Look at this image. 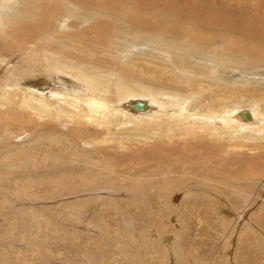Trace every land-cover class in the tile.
<instances>
[{
	"label": "rangeland",
	"instance_id": "374dc122",
	"mask_svg": "<svg viewBox=\"0 0 264 264\" xmlns=\"http://www.w3.org/2000/svg\"><path fill=\"white\" fill-rule=\"evenodd\" d=\"M209 1L231 37L204 21L210 38L191 45L172 6ZM48 4L0 0V46L16 49L0 58V264H264V0H159L164 15L143 19L159 33L128 34L116 17L111 46L87 36L113 15L66 18ZM30 25L43 29L28 41ZM39 62L46 73L30 72ZM70 63L93 102L149 101L156 119L106 118L78 92L82 102L56 95L85 84L74 70L49 78Z\"/></svg>",
	"mask_w": 264,
	"mask_h": 264
},
{
	"label": "bare ground",
	"instance_id": "6f19581e",
	"mask_svg": "<svg viewBox=\"0 0 264 264\" xmlns=\"http://www.w3.org/2000/svg\"><path fill=\"white\" fill-rule=\"evenodd\" d=\"M1 1H5L6 3H9V0H1ZM53 2V4H48L45 5L44 7V11H46V9H50V11L48 13H52V15L55 14H65L66 18L68 17H72L73 15H75L74 11L76 9V7H82L84 9H88L94 11L95 13L92 12V14H95V16H105V15H113V19L112 22L109 20H104L102 19H98L96 22L93 23L92 27L94 30V34L93 36L90 38L89 35L87 36L90 40H92L94 42V40H97V43L104 45V46H111L113 44V40L112 38L110 39V32L115 29V31H119L121 33V31L124 32V30L121 29L122 25L121 23H117V24H113V21L116 22L117 20L115 19L116 17H121L123 19H126L128 22H130V25L132 26V28H134V30H129L127 31L128 34H134L135 31H149L152 33H159V31L154 27L156 25V22H148L145 21L146 20V16H144L146 13H148L149 11L152 12L154 17H161L164 15V11L162 9H160L159 6V0H136L135 3L130 4L131 0H83L84 2L81 3H77L78 0H51ZM174 3V2H172ZM201 3V2H200ZM190 4V7H188L187 9L183 10L182 8H178L176 6V4H174L172 6L173 11L175 12L176 16L178 15L179 21H182L183 23L186 24V26L184 28H179L176 29L178 31L176 32H180L179 34H184L185 37H189L190 41L189 42L191 45L192 43H197L198 41L201 42L202 44H205L206 40L208 38H210L207 34H205L203 32V30L206 28L204 26V21H206V23L208 25L211 26V28H215L216 26H221L224 25L226 27V29H223L221 31H218L219 34H221L220 36H228L231 37L230 35L232 34V24H230V22L227 21V19L225 18V16L223 15L222 12H217L216 9L213 8V3L211 1L203 4ZM67 6H64V5ZM50 5V6H49ZM188 5V4H186ZM87 10V11H89ZM90 12V11H89ZM44 16V14H42ZM64 15V16H65ZM91 15V14H90ZM45 17V16H44ZM54 17V16H53ZM145 19V20H143ZM116 20V21H115ZM64 22H66L64 19L60 22V24H58L57 26H63ZM202 22H203V26L205 27L204 29H202ZM55 27L54 29L57 30L58 27ZM43 29L42 25H39L36 28H33L30 25V33L26 36V39L29 41L30 39H32L34 37V34L37 33H41ZM235 29V28H234ZM187 30V32H186ZM219 30V29H218ZM206 31V30H205ZM14 33H21V29H19L18 27H16V29L13 30ZM28 32V30H27ZM122 32V33H123ZM112 33V32H111ZM164 33V31H163ZM49 34V33H48ZM77 34V33H76ZM20 35V34H19ZM43 35V34H42ZM76 36V35H75ZM82 36V35H81ZM126 36V35H125ZM49 37V36H48ZM77 37V36H76ZM86 37V38H87ZM73 38V37H72ZM83 38V37H82ZM240 39V38H239ZM238 39V40H239ZM32 41V40H31ZM89 41V40H87ZM91 42V41H90ZM8 45V44H7ZM190 49V48H188ZM8 51L9 53H6L7 50L5 47L0 46V58H8L10 57V55L13 53H16V49L15 50H10V48L8 47ZM62 51V50H61ZM5 52V53H4ZM54 55H56V58L58 60L63 59V58H69L67 55L62 54V53H57V51H52ZM5 56V57H4ZM215 58H217V60L220 62L222 61L221 56H214ZM70 60H74L73 58H69ZM33 66H30V72H44L46 73L47 67H43L41 66V63H36V64H32ZM184 67V66H183ZM62 71L59 73L55 68L54 70L50 73L49 78H57L60 77V75H62V72L64 70H74L77 71L76 74H78V76L80 77L81 81H84L82 79H89L88 77L84 76V73L82 70L81 66H77L75 65V63H70L69 65H67V68H62L59 67ZM179 68H182L181 66H179ZM45 77V74H44ZM93 82V80H92ZM96 82V81H94ZM84 85L80 82L77 83L78 85L80 84L81 86L78 87V85L76 84V91L69 92V90H65V91H58L55 92L56 95H68V99L69 96H72L73 100L76 102H82V99L80 97H77V92L80 96L84 95L86 97H88L89 100H92L91 103H93V105H95L97 107V109H95L98 113H102L103 117L109 118V113H113V114H121L125 117H129V115H132V117H134L135 119H141V118H149V117H154L153 114L156 113V111L152 108V106H150L151 104L148 101V108L143 111V110H137L134 108H130L128 105L124 108H114L112 109V104L105 102L103 100H99V101H94L93 100H97V99H93L92 97L90 98L88 95H86V93L84 92H94L95 88H93L91 85L92 83H89L84 81ZM95 84V83H94ZM96 85V84H95ZM34 86V85H32ZM82 87V89H81ZM95 87V86H94ZM38 88V87H37ZM40 88V87H39ZM98 86H97V91H98ZM123 88V87H122ZM100 89V88H99ZM124 89V88H123ZM35 90V89H34ZM40 90V89H38ZM102 90V89H101ZM131 90V89H130ZM27 91V90H26ZM31 91V90H30ZM56 91V90H55ZM84 91V92H82ZM89 91V92H88ZM23 92V91H22ZM105 92V91H104ZM30 93V92H29ZM98 93V92H97ZM103 93V92H102ZM108 93V92H107ZM105 93V94H107ZM120 93V92H118ZM26 94V93H25ZM31 95H34L33 92L30 93ZM52 94V93H51ZM93 94V93H92ZM109 94V93H108ZM138 94V92H137ZM135 91H128L125 94H121L118 97V104L122 105L125 101L127 100H131L132 98H137V96H146L147 93L145 92H141L139 93V95H137ZM4 95V94H3ZM21 95V94H20ZM94 95V94H93ZM90 95V96H93ZM155 94H153L152 96L154 97ZM168 95V94H167ZM29 96V95H28ZM35 96V95H34ZM38 97H40L39 95H37ZM169 96V95H168ZM18 97V96H17ZM31 97V96H29ZM47 97V95H46ZM62 97V96H61ZM64 97V96H63ZM65 96V98H67ZM77 97V100H75ZM115 97V96H114ZM48 98V97H47ZM47 98H44V100L46 101V104L48 102ZM60 98V97H59ZM12 99V97L10 98ZM34 99V98H33ZM40 99V98H39ZM61 99V98H60ZM149 99V98H148ZM173 99V98H172ZM24 100L30 101L31 98H25ZM43 100V98H42ZM3 101V100H2ZM38 101V100H37ZM156 102V100H153ZM12 102V101H11ZM30 102H35V101H30ZM173 102V100H172ZM162 103V102H161ZM35 104V103H34ZM38 104V103H37ZM85 104V103H84ZM89 104V103H88ZM172 104V103H171ZM16 105V104H14ZM48 105V104H47ZM98 105V106H97ZM174 106H178L181 107L182 106V101H180V99L176 98V100L174 101ZM188 106V105H187ZM186 106V107H187ZM159 107L161 108H165V106L163 104H160ZM47 109V106L45 107ZM183 109H185L184 107H182ZM188 108V107H187ZM38 109V108H37ZM44 109V108H42ZM181 109V110H183ZM115 110V112H114ZM153 111V113H151ZM7 111V110H6ZM108 113H107V112ZM160 111V110H159ZM158 112V111H157ZM176 113V112H175ZM62 114H64V112H62ZM157 114V113H156ZM217 114H221V115H217ZM254 115H256L254 113ZM211 116L213 119L217 118L218 116L222 117L223 120H226L230 126H233V122L236 123V125L238 124V119H234L233 117H231L230 115H227L228 118L226 116H222V113H216L213 114V112L211 113ZM253 116V115H252ZM254 117V116H253ZM256 117V116H255ZM158 118V117H157ZM85 119V118H84ZM112 119V118H111ZM153 119H156L155 117ZM12 120V119H11ZM15 120V119H14ZM109 120V119H107ZM151 120V119H149ZM82 121V120H81ZM130 121H133L132 119H130ZM152 121V120H151ZM242 119L239 121L242 124H245L244 122H241ZM88 122V121H87ZM73 123V122H72ZM92 123V121H91ZM255 123V122H254ZM7 124V123H6ZM71 124V123H70ZM247 124V123H246ZM6 126V125H5ZM235 130H237L238 128H236L237 126H233ZM232 127V128H233ZM247 126H244L242 128H246ZM87 130V129H86ZM239 130V129H238ZM85 131V130H84ZM87 134V133H86ZM146 168V167H144Z\"/></svg>",
	"mask_w": 264,
	"mask_h": 264
},
{
	"label": "water",
	"instance_id": "95a60500",
	"mask_svg": "<svg viewBox=\"0 0 264 264\" xmlns=\"http://www.w3.org/2000/svg\"><path fill=\"white\" fill-rule=\"evenodd\" d=\"M128 106L130 108H134V109H137V110H146L148 108V103L144 100H140V101H131V102H128ZM241 116L247 120H252L253 119V116H252V113L250 110H244L242 113H241Z\"/></svg>",
	"mask_w": 264,
	"mask_h": 264
}]
</instances>
